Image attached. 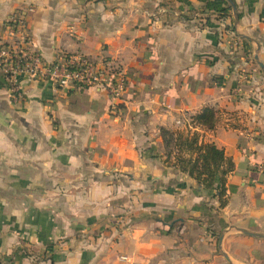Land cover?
<instances>
[{"label":"crops","instance_id":"0c3cea01","mask_svg":"<svg viewBox=\"0 0 264 264\" xmlns=\"http://www.w3.org/2000/svg\"><path fill=\"white\" fill-rule=\"evenodd\" d=\"M231 1L237 23L226 0H0V42L31 7L45 61L115 58L128 78L114 114L102 90L24 74L13 100L0 73V264H264L238 231L264 235V0ZM206 107L214 129L192 128ZM185 125L233 159L223 207L162 162L159 128Z\"/></svg>","mask_w":264,"mask_h":264},{"label":"built area","instance_id":"2783aa9c","mask_svg":"<svg viewBox=\"0 0 264 264\" xmlns=\"http://www.w3.org/2000/svg\"><path fill=\"white\" fill-rule=\"evenodd\" d=\"M31 7L11 14L4 23L5 39L0 42V73L2 74L11 98H20L17 76L47 80L61 90L88 89L102 90L108 94L114 114L121 111L128 78L122 65L115 58L93 59L81 54L56 55L53 61H45L37 53L27 33L26 17ZM158 10V14H164ZM263 170L262 166L256 167Z\"/></svg>","mask_w":264,"mask_h":264},{"label":"trees","instance_id":"16d2710c","mask_svg":"<svg viewBox=\"0 0 264 264\" xmlns=\"http://www.w3.org/2000/svg\"><path fill=\"white\" fill-rule=\"evenodd\" d=\"M227 5L226 10H229ZM186 118L192 128L212 130L216 123L215 111L208 107ZM159 136L164 149L163 164L185 174L204 189L215 190L219 205L223 207L227 177L235 168L233 159L214 143L201 141L199 134L187 125L184 129L160 127Z\"/></svg>","mask_w":264,"mask_h":264},{"label":"water","instance_id":"95a60500","mask_svg":"<svg viewBox=\"0 0 264 264\" xmlns=\"http://www.w3.org/2000/svg\"><path fill=\"white\" fill-rule=\"evenodd\" d=\"M226 1H227V2L230 4V6L232 7L234 20H235V23H237V21H238V16H237L236 6H235V4H234L231 0H226ZM254 60H255V62L259 65V67H260L261 69L264 70V66L258 61V59H257L256 56L254 57ZM238 231H239L240 233H243V234H245V235H249V236H253V237H264L263 234L251 233V232L246 231V230H243V229H239Z\"/></svg>","mask_w":264,"mask_h":264},{"label":"rangeland","instance_id":"374dc122","mask_svg":"<svg viewBox=\"0 0 264 264\" xmlns=\"http://www.w3.org/2000/svg\"><path fill=\"white\" fill-rule=\"evenodd\" d=\"M182 124V123H181ZM183 125V124H182Z\"/></svg>","mask_w":264,"mask_h":264}]
</instances>
